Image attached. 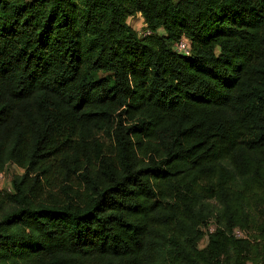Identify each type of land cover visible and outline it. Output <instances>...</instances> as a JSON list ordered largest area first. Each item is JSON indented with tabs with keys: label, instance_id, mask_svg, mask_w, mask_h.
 <instances>
[{
	"label": "trees",
	"instance_id": "1",
	"mask_svg": "<svg viewBox=\"0 0 264 264\" xmlns=\"http://www.w3.org/2000/svg\"><path fill=\"white\" fill-rule=\"evenodd\" d=\"M0 173V264H264V0H0Z\"/></svg>",
	"mask_w": 264,
	"mask_h": 264
},
{
	"label": "rangeland",
	"instance_id": "2",
	"mask_svg": "<svg viewBox=\"0 0 264 264\" xmlns=\"http://www.w3.org/2000/svg\"><path fill=\"white\" fill-rule=\"evenodd\" d=\"M127 23L130 27H132L134 30H136L139 34H142V32L145 29V24L144 21L142 19V17L140 15H136L134 17H131L127 20ZM7 173L10 176L11 174H15V173H21V170H18L16 167L14 166H9L7 168ZM7 178L5 179L3 177L2 183L0 185V188H8L6 185L7 182ZM9 183V182H7Z\"/></svg>",
	"mask_w": 264,
	"mask_h": 264
},
{
	"label": "built area",
	"instance_id": "3",
	"mask_svg": "<svg viewBox=\"0 0 264 264\" xmlns=\"http://www.w3.org/2000/svg\"><path fill=\"white\" fill-rule=\"evenodd\" d=\"M149 34L148 31L144 30L142 32V35H147ZM174 50L177 52V53H180V54H183V55H190L191 53V49L189 48L186 40L184 38H181L178 42H176V44L174 45ZM3 173H0V185L2 183V180H3ZM235 236L237 237H242L243 234L241 232H236Z\"/></svg>",
	"mask_w": 264,
	"mask_h": 264
}]
</instances>
